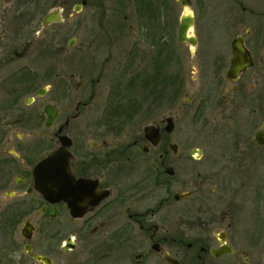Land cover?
<instances>
[{
  "label": "flooded vegetation",
  "instance_id": "1",
  "mask_svg": "<svg viewBox=\"0 0 264 264\" xmlns=\"http://www.w3.org/2000/svg\"><path fill=\"white\" fill-rule=\"evenodd\" d=\"M41 1L15 0L10 35L33 33L32 8ZM111 1L109 14L102 8L98 18L75 20L66 43L74 49L65 50L57 35L45 37L39 52L61 66L53 61L44 78L66 71L77 78L69 85L58 77L53 90L35 92H51L33 116L38 137L24 143L22 133L14 140L2 134L0 264H47L34 254L50 264H264V131L257 135L264 124V0H224L225 38L217 33L214 44L201 43L195 18L220 0ZM176 3L185 9L179 16ZM130 8L133 19L125 15ZM187 15L193 44L178 39ZM210 21L206 38L217 23ZM83 23L88 34L79 42ZM233 40L246 55L231 72ZM198 46L199 66H189ZM14 59L0 57L3 93L17 85V71L3 72ZM195 72L201 81L189 94ZM45 104L57 110L50 126ZM189 118L220 129L192 138L180 128ZM231 118L237 124L230 129ZM55 150L61 154L49 165ZM38 163L54 201L34 188Z\"/></svg>",
  "mask_w": 264,
  "mask_h": 264
},
{
  "label": "rangeland",
  "instance_id": "2",
  "mask_svg": "<svg viewBox=\"0 0 264 264\" xmlns=\"http://www.w3.org/2000/svg\"><path fill=\"white\" fill-rule=\"evenodd\" d=\"M15 0H0V57H10L15 58L14 61L11 62V65L9 66V70L6 68L3 70L5 74H11L13 72L18 71L20 68H26V70L34 71L37 73L39 82L37 84L29 83L30 86L33 87L30 88V91L25 93L26 87L28 86V83L23 81H18L19 83H16L17 85H13V87L18 88L16 91H13V88L7 89L6 92H2L0 89V123H2V127L0 126V130L3 135L9 136L11 140H14L15 137L22 133L24 140L23 142L26 143L30 140H34L38 137V134L35 133V131H38L39 128L37 125H34V119L33 116L38 115L40 113V109L42 106V103L45 99L50 98L49 95H51V92H47L48 94L45 97H40L35 94L37 90L43 87H48V90L54 89V84L56 83V79L58 77L65 76L67 78L69 85H72L77 77L74 79L69 77L67 74L64 73L63 75H59L54 80H48V78H44V75H47L49 72V69L53 67V61L55 64L61 66V62H57V59L51 58L50 55H43L39 52L42 49L43 42L46 41L45 37H49L52 35H57L58 38H62L64 40V48L65 50H72L74 47L70 48L68 46L67 41L72 37V35L75 34L76 30V21L75 20H86L87 17H89V14H93V18H98V14L96 12H99L102 8H105L106 14H109L111 7H112V1L111 0H87V4L82 5L81 10L76 13L74 9V5L80 4V0H42L41 2L36 3L35 6H33V18H34V27L32 34L28 37H26V40H22L16 47L13 45V38L15 35H10L9 33V20L11 19V10L14 8ZM67 3V4H65ZM225 1L220 0L219 3L215 4L214 7L207 6L208 8L205 10H202L201 12L196 11V22L195 26L198 30V34L201 38H199V41L204 42L207 39L210 43L214 44L216 40V34L222 33L224 37V31L221 30V25L224 24L225 19L228 17L227 9L225 6ZM101 4V5H99ZM52 7H65L63 11L60 13L62 17L61 22H55L50 27L43 29L45 27H40L39 21L40 18L45 12L52 8ZM181 10L179 11V9ZM185 9L183 7H180L176 3V15L179 16L182 12L184 13ZM32 12V11H31ZM190 12V11H187ZM105 14V15H106ZM125 15H128V18L133 19L134 13L133 9H125ZM176 16V17H177ZM210 19L214 20V26H211L212 28H209V38L205 37L207 33H205L206 28L212 23ZM5 21V23L3 22ZM220 25V26H219ZM88 25L86 23L82 24L81 29L79 30L78 34V41H84L82 38L83 36H86L88 34L87 28ZM195 29L193 33L197 32ZM221 30V31H220ZM31 32V31H30ZM225 38V37H224ZM201 49V46H198L196 48V53L193 54L188 58L189 66L197 67L198 65V55L197 52ZM78 50V49H77ZM61 59L63 60L65 58V55H60ZM195 71V70H193ZM47 72V74H46ZM188 74V73H187ZM190 78L188 79L189 84L192 88L189 89V94H192L195 92L196 87L193 86L194 83H197V81L200 80V73L195 72L190 74ZM77 76V75H76ZM207 76V75H203ZM2 76L0 75V78ZM198 78V80L193 81V79ZM19 80V79H17ZM193 81V82H192ZM52 82V83H51ZM50 83V84H48ZM15 88V89H16ZM34 90H33V89ZM19 94V95H18ZM70 91L67 93V100L66 103L71 106V110L74 106V101L72 98L70 99ZM18 95L17 98H15ZM28 96H33L34 100L29 105H25L23 103L24 99ZM218 97V96H217ZM15 98V101H14ZM75 100V99H74ZM183 102V101H182ZM183 104L180 103L177 105ZM212 107V106H211ZM209 107V109H211ZM181 108V107H179ZM179 108H177L179 110ZM261 116V115H260ZM261 119L257 118L256 123L260 122ZM216 121L211 122V126L204 127L205 125L201 124V122H193L190 118L188 120L181 121L180 128L185 131L187 135L190 137H196L199 138L201 135H205L207 133H216L217 130L220 129V125L216 126ZM239 123V122H238ZM235 124H237V120L231 118L228 119L225 123V126H229L230 129L232 127H235ZM205 133V134H204ZM207 137H209V134H207ZM4 136L2 137V139ZM208 138H206L207 140ZM13 142L10 141V143H7L6 146H11ZM208 145V144H207ZM69 257V256H68ZM75 262H70L67 264H74ZM76 264V263H75Z\"/></svg>",
  "mask_w": 264,
  "mask_h": 264
},
{
  "label": "water",
  "instance_id": "3",
  "mask_svg": "<svg viewBox=\"0 0 264 264\" xmlns=\"http://www.w3.org/2000/svg\"><path fill=\"white\" fill-rule=\"evenodd\" d=\"M79 5H76L74 7L75 10H79ZM61 11H60V8L59 7H55L53 9H51L46 15L43 16V18L41 19V26L42 27H45L53 22H61L62 21V17H61ZM191 21H192V17L187 15L185 16V18L183 19L182 18V21H181V25L178 29V39L179 40H188L191 44L194 43L193 39H189V38H186L185 36V32H186V29L188 27V25L191 24ZM239 43V42H238ZM236 43V40H233L231 42V52H232V59L230 61V69L231 72L235 71L237 69V61H238V58L240 56L241 53H244L246 55V53L244 52V49L243 47L241 46V44H238ZM43 91L44 89H41L39 91H37V95H42L43 94ZM32 101V97L31 96H28L25 98L24 100V104H30ZM43 112L48 116V119H47V126H50L54 120V117L56 116L57 114V110L56 108L51 105V104H45L44 108H43ZM150 128V127H147V129ZM146 129V130H147ZM264 131V124L261 126V130H259L257 132V135H260L262 134ZM58 154H61V151H58V150H55L53 151L49 156H48V159H47V162H49V165L52 164V162L55 161L54 158L57 157ZM67 161L64 159L63 160V170L65 171L67 169ZM40 169H41V163H38L35 165L34 169H33V176H34V188L38 191L40 190H44L46 189V192H47V195L49 197V199L51 201H54V197L56 195V192H55V188L52 184H50L49 182H47L46 185H44V183L42 184L41 183V178H40ZM26 227V226H25ZM33 257L39 261H46L47 264H50V260L49 259H45L44 257H40L39 255L37 254H34Z\"/></svg>",
  "mask_w": 264,
  "mask_h": 264
},
{
  "label": "trees",
  "instance_id": "4",
  "mask_svg": "<svg viewBox=\"0 0 264 264\" xmlns=\"http://www.w3.org/2000/svg\"><path fill=\"white\" fill-rule=\"evenodd\" d=\"M25 13H28V12H25ZM26 37H28V36H26ZM26 37H22V36L19 37V36L16 35L15 38H14L13 45L16 47L20 42H22V40H26L27 39ZM16 73L17 74L15 75V77H19L18 78L19 80H15L14 83H19L18 81H23V82L28 83V86L26 87L27 89H26L25 93L29 92L30 91V88L34 86V85L33 86H30L29 83L37 84V82H39L37 73L34 72V71L26 70V68H24V69L23 68H20ZM46 74H47V72H46ZM36 86L37 85H35V88H36ZM17 89L18 88H16L15 91ZM18 95L15 98H17ZM15 98H14V101H15ZM2 137H3V135H2V132L0 130V142L2 140Z\"/></svg>",
  "mask_w": 264,
  "mask_h": 264
},
{
  "label": "bare ground",
  "instance_id": "5",
  "mask_svg": "<svg viewBox=\"0 0 264 264\" xmlns=\"http://www.w3.org/2000/svg\"><path fill=\"white\" fill-rule=\"evenodd\" d=\"M189 10V9H188Z\"/></svg>",
  "mask_w": 264,
  "mask_h": 264
}]
</instances>
